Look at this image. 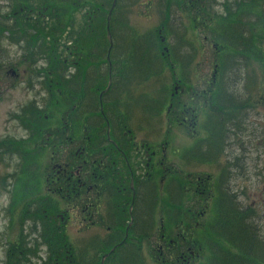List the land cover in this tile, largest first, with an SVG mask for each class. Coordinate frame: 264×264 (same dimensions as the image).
I'll use <instances>...</instances> for the list:
<instances>
[{
  "label": "flooded vegetation",
  "instance_id": "flooded-vegetation-1",
  "mask_svg": "<svg viewBox=\"0 0 264 264\" xmlns=\"http://www.w3.org/2000/svg\"><path fill=\"white\" fill-rule=\"evenodd\" d=\"M262 1L261 6L264 8V0ZM2 4L3 10H6V13L2 14V18H0L3 34L9 37L11 30L9 20H14L18 14L10 13L9 0H2ZM189 4L192 11L195 7L205 10L202 5L196 3V0H189ZM250 15L252 13L246 8L243 14L245 18L242 22V34H251V29L257 26L251 21L253 19ZM25 19L30 20L28 14L25 15ZM12 23L15 25L14 21ZM233 29L231 28L229 31H233ZM47 60L48 57H45L39 63L47 66L49 63ZM14 63L24 65L26 60L21 58L18 61L0 63L3 81L18 79L12 70L17 67V65H13ZM194 63L195 61H193L192 67L195 69ZM106 64V86L99 93L85 94L79 99L77 97L80 96L76 95L74 102L69 101L72 95L60 90L61 84L73 81L71 77L56 76L57 71L50 69L42 76L27 80L30 88L34 87V107L42 110L39 111L37 117L40 116L43 121L41 124L36 123L34 127H21L20 123L26 122L24 116L12 115L11 117L19 123L18 129L15 128L20 130L21 134L23 133V139H13L15 142H12V146L17 148L24 163L29 155H34V158L36 155L35 151L24 148L27 141L36 140V152H40L43 146L45 148L48 146L46 149L51 148V155L49 172L45 178H41L40 171L42 172L43 168L40 165L36 163L35 166L25 165L29 166V169L32 166L39 167L34 168L33 173H28L20 178L19 195L8 205L9 222L18 228L14 237L15 243L25 244L29 249L34 248L37 239L41 236L42 227L57 226L58 229L61 227L66 229L72 224L73 218L78 228L99 227L101 229V237H99L101 247L106 244L120 247L138 244L142 246L157 245L159 251H162L163 246L180 243L195 244L201 241V229L206 225H213L210 221L211 212H213V206L218 198H221L223 206H226L228 210H232L234 204L240 203L238 193L233 192L229 186L233 171L237 169L240 162H233L237 158H234L228 150V142L225 137L221 144L216 143V140L210 137L207 138L210 128L232 129L234 124L232 105L225 112L224 123L218 125L213 122V113L217 109V98L214 92L217 79L214 75L216 70L209 79L210 87L201 99L203 105L208 109L187 107L192 102L190 96L179 102L180 110L175 111L178 108L174 105L176 96L188 93V91L192 92L191 88L188 91L183 90L179 83L185 88L190 85L191 73L195 77V71L190 72L184 62L170 60V66L176 68L173 69V72L178 73L180 77L176 80L171 77L169 84L165 86L168 92L161 94L154 93L152 85L149 83L143 85L135 83L136 86L132 89L108 95L113 79L110 61L106 60ZM8 85L10 88L15 87L12 86L15 85L14 83ZM18 85L21 86L22 83H18ZM94 89L89 88L91 91ZM165 94L172 102L168 107L163 105L160 111H155L157 103L153 100L163 98ZM198 95V93H194V96ZM83 105L86 106L85 110ZM139 114H141L140 119L138 118ZM154 119L159 127L162 119L164 120L161 136L164 135L166 129L169 133L173 127L178 128L180 133L184 131L193 135V142L190 145L182 148L180 152H173L179 153L178 157L183 164L181 170L165 165L168 156L164 146L168 147V142L154 149L147 146L152 141L137 140L133 126H139L143 120L146 124L141 127L143 130L153 129L155 127ZM75 132H81V134H75ZM229 132L230 135L233 134L231 131ZM78 137L82 139L81 143L77 142ZM12 149L11 145H5L3 138L0 137V155L8 156ZM140 152L143 153L142 158L135 155ZM19 155H17L18 158ZM1 161L3 159L0 157V163ZM20 163L22 164V162ZM189 166H194V168L191 169ZM203 173L206 175L210 192L205 200L207 204L199 212L200 206L187 208L179 202L185 197V193H191L193 196L197 193L200 195L205 193V189L201 188L202 185L199 182ZM22 174H19L18 177ZM158 177L160 182L156 184L155 180ZM175 180H183L184 184L179 202L171 206L170 202L174 192L177 190L176 195L179 194L177 187L181 186ZM43 185L47 187L48 193L59 196V199L64 201L63 209L55 210L42 207L44 199H41V190ZM160 190L163 191L165 198L162 210H158ZM240 204L243 207V204ZM92 208H94L93 214L90 213ZM159 211H167L168 214L173 211L189 212L193 214L191 217L193 220L163 221ZM204 214L205 219L201 220ZM94 217L97 222L93 220ZM171 226L174 229L194 228L198 231V237L197 239L195 237L186 238L175 232V237L170 239ZM20 228H22L21 233H19ZM80 238H88V232ZM69 252L70 248H67L66 253L69 254ZM69 257L72 255L66 256L68 263L72 264ZM113 264H117V261L115 260Z\"/></svg>",
  "mask_w": 264,
  "mask_h": 264
},
{
  "label": "rangeland",
  "instance_id": "rangeland-1",
  "mask_svg": "<svg viewBox=\"0 0 264 264\" xmlns=\"http://www.w3.org/2000/svg\"><path fill=\"white\" fill-rule=\"evenodd\" d=\"M196 3L202 5L205 10L195 7L194 11H192L190 9L189 0H140L139 4L132 7L130 10L131 22L138 31L142 33L158 29L161 23H165V27L168 26L171 28L167 34L163 35L166 41L164 46L172 48L170 57L173 59L178 56V61L184 62V65L187 66L190 72L195 71V77H193L191 73L190 85L183 88L179 83V86L183 90L185 89V91H188V89L191 88L192 92L188 91V93L176 96L174 105L178 106V108L175 111L180 110L179 102L184 101L185 98L190 96L192 97V102L188 104L187 107H201V110H207L208 108L203 105L201 99L210 87L209 79L214 74V71L218 70V67L221 66L224 56L228 58L230 66L236 64L234 54L237 51L231 42L222 40V35L226 34L229 29L235 28L248 43L246 47L248 53L245 54V64L240 71V77L235 73L236 78L241 81L237 84L232 83L233 97L236 99V103L233 104V106L236 108L235 112L238 110V113L233 117V128L227 129L233 133L227 140V145L230 153L233 154L234 158H237V160L233 162L240 163L237 169L233 171L229 186L233 192L240 193L238 201L242 203L243 206H247L250 212H254V230L257 236L260 237V241L264 243V8L261 6L263 1L196 0ZM2 6L1 4L0 10H2ZM246 8L252 13L250 17L255 19L251 21L257 23V26L251 29V34H242V22L243 18H245L243 14ZM240 9L241 12L238 13ZM5 12L6 10H2L0 14L2 15ZM169 16V22L166 23ZM29 37L30 33L28 32L25 34V38ZM178 37H182L181 44L183 45L181 46H178ZM19 53L20 49L8 46L6 42H4L0 48V57L2 56L3 60L9 62L17 61L20 56L26 60L24 65L18 63L13 64L17 65V67L12 68L16 76H18L16 80L3 81L2 69L0 68V137L3 138L5 145L10 144L13 148L8 156L6 154L3 156L0 155L3 159L0 163V264H33L34 262L28 255L21 256L17 254L19 248L23 249L27 246L25 244L20 245V243H15L14 237L18 228L12 226L9 222L8 205L16 200L19 195L18 190L21 185L20 178L23 175H28V173H33L34 168L37 169L39 167H34L35 163L43 168L42 172L40 171V175L41 178H45L46 174L49 172V158L51 155V148L46 149L48 146H46V148L43 146L40 152H36V140L27 141L24 144V148L35 151L36 155L35 158L34 155H29L24 163L21 156L18 154L17 148L12 146V142H15L13 139H23V133L21 134L20 130H17L19 123L14 120L15 118L11 117L12 115L24 116L26 122L20 123L21 127H34L36 123L41 124L43 121L40 116L37 117L39 111L41 112L42 110H38L34 107V87L31 89L27 80L36 76H42L49 69V64L45 66L39 63L40 60H43L42 56L37 58L28 56L23 51ZM183 55H185V58ZM58 58L61 60L63 59L61 54ZM169 59L170 58L167 57L164 62L169 73H167L169 76L168 84L171 77L175 80L180 77L178 73L175 74L173 72V69L176 68L170 66ZM193 61H195V69L192 67ZM10 83H14L15 85L12 86L15 87L10 88L8 85ZM18 83H22V85L19 86ZM202 90H205V92H202ZM194 93H198L199 95L194 96ZM35 109L38 111L37 114ZM218 113H221L220 108L218 109ZM241 117L242 119L239 125L237 120ZM141 123L142 124L137 127L133 126L137 140L146 142L152 141V143L147 146L153 147L154 149L168 142V147L164 146L168 156L165 160V165L172 169H180L183 165L182 160L178 157L179 153L173 152H180L182 148L190 145L193 142V135L181 129L182 132L180 133L178 128L173 127L170 129L169 133L168 129H166L164 135L161 136L162 128L164 127L163 119L161 121V126L159 127L158 123H156L153 129L149 128L143 130L141 127L146 124L143 120H141ZM15 127H17V129ZM75 134L80 135L81 132H75ZM160 136L161 138L159 139ZM157 139L159 140L156 142ZM77 142L81 143L82 139L78 137ZM17 155L20 157L18 158ZM135 155L140 158L143 157L142 152ZM20 162H22L23 165ZM29 163H33L34 165L30 169L29 166H25ZM189 167L191 169L194 168V166ZM44 168H47V170H44ZM19 174L22 175L18 177ZM205 177L206 175L203 173L199 181L202 185L201 188L205 189V193L201 195L197 193L195 196L191 193H185V197L181 199V203L184 206H191V208L200 206V212L207 204L205 200L208 198L210 187ZM192 178L195 179V177ZM158 180L159 177L155 180L156 184L160 182ZM175 181L181 184V186L177 187L181 195L184 181ZM176 193L177 190L174 192V197ZM59 198V196L48 193L45 185L42 186L41 199H44L42 207L55 210L63 209L64 201H61ZM164 199L163 191L160 190L158 210L162 209V205L165 203ZM160 212L161 211L158 213ZM90 213H94V208L90 210ZM73 214L75 216L74 212ZM205 214L201 220L205 219ZM95 217L93 220L97 222ZM44 221L47 222V220ZM49 228L53 230V226ZM56 229L57 231L65 230L64 232L66 233L65 236L57 240L59 244L63 246L70 245V247L76 248L77 250H82L88 246L90 240H93L89 237H93L94 235H96L95 237L101 236V229L99 227H89V229L85 227L78 228L74 218L72 219V224H70L68 228L66 227V229H63L61 227L58 229L57 226H55L54 233ZM179 229L180 228H178V230ZM188 231L190 233L195 232L193 228H188ZM19 232H22V228H20ZM52 232L50 234H52ZM86 232H89L88 238H80V236ZM180 234H183V232H180ZM183 236L185 235L183 234ZM195 238L197 239L196 235ZM187 246L195 253V256L190 259L189 264L200 263L202 254L195 249V245L189 244ZM143 247V253L146 254L144 255V257H146V261H144L145 264H183L182 262L178 263L176 261L177 258L181 256L180 253L167 254L161 258L155 253V245H144ZM12 248H16V250L12 251ZM33 254L40 260L35 264H43V260L45 259V264H55L56 262V259L52 258V249H49L47 255V249L39 247Z\"/></svg>",
  "mask_w": 264,
  "mask_h": 264
},
{
  "label": "trees",
  "instance_id": "trees-1",
  "mask_svg": "<svg viewBox=\"0 0 264 264\" xmlns=\"http://www.w3.org/2000/svg\"><path fill=\"white\" fill-rule=\"evenodd\" d=\"M112 0H13L15 8H26L36 20L24 30L35 32L31 36L32 46L50 45L47 38L53 39L58 47L71 45L74 54L73 61L63 64L57 60V64L63 70L67 69L66 75L73 78L71 82H64L60 86L62 92L72 95L69 101H73L76 95L78 99L82 95L99 93L107 82V40L105 35V18ZM140 0H117L116 9L113 13L110 25V33L113 47L110 51V63L112 69V86L108 95L115 92L134 88L137 84L149 83L154 93L168 92L164 81L167 70L164 62L166 53L161 42L163 34L171 29L161 23L155 30L145 33L139 32L132 24L130 10ZM241 12L238 11V13ZM170 18V16H169ZM27 22V21H26ZM169 19L166 20V23ZM0 28V38L1 36ZM225 42H231L237 52L234 57L236 64L230 66L228 58L224 56L221 66L218 67L219 93L226 94L232 90V83L237 84L240 79V71L245 64V54L248 53V43L243 39L239 31H228L221 36ZM181 46L182 37H178ZM48 49H44L43 52ZM55 52V51H54ZM60 53L61 51H57ZM185 58V55H183ZM178 60V56L174 57ZM101 64H103L101 66ZM72 71V72H71ZM58 76H61L59 73ZM148 80L147 82H144ZM143 82V83H142ZM139 85V86H140ZM94 89L93 91L89 90ZM98 88V89H97ZM167 94V93H166ZM155 98L157 103L155 111H160L166 105L168 98ZM74 102V101H73ZM85 110L86 106L83 105ZM214 135V133H213ZM220 203L221 200H220ZM219 219L223 220V229H211V241L203 243L206 253L200 264H264V247L259 241L254 227L250 222L251 214L243 210H228L225 212L219 207ZM55 253H60L61 246L58 243L51 244ZM95 245V244H94ZM90 245V249L94 246ZM99 248L100 245H95ZM90 264H97L94 258H90ZM117 264H143L140 255L135 250V255L130 252L119 253Z\"/></svg>",
  "mask_w": 264,
  "mask_h": 264
},
{
  "label": "water",
  "instance_id": "water-1",
  "mask_svg": "<svg viewBox=\"0 0 264 264\" xmlns=\"http://www.w3.org/2000/svg\"><path fill=\"white\" fill-rule=\"evenodd\" d=\"M114 4H115V0H113L111 9H110V11H109V13L107 15V19H106L107 39H108V43H109L110 46L112 45V40H111L110 32H109V25H110L111 14H112V11L114 9Z\"/></svg>",
  "mask_w": 264,
  "mask_h": 264
}]
</instances>
